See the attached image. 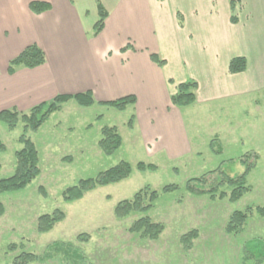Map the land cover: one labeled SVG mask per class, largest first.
<instances>
[{"label":"rangeland","instance_id":"obj_1","mask_svg":"<svg viewBox=\"0 0 264 264\" xmlns=\"http://www.w3.org/2000/svg\"><path fill=\"white\" fill-rule=\"evenodd\" d=\"M183 111L186 152L174 160L163 154H148L139 132H131L126 126L130 108L117 112L97 103L82 108L71 100L37 131L26 129L22 120L13 130L0 122V144L4 147L0 152V180L14 172V154L23 148L21 136L34 145L40 170L25 189L0 193L5 209L0 217V264H11L21 252L40 259L29 264H243V245L264 242V219L255 211L264 208V89H256L243 99ZM113 126L122 145L108 157L97 144L101 129ZM120 162L132 167L127 180L99 187L79 201L62 200L65 189L95 178ZM138 163L154 165L156 172L140 173L136 170ZM246 166H252L246 178L250 191L236 203L228 202L227 197L220 199L221 193L228 195L232 189L220 186L219 173L237 178ZM204 175H210L205 188H216L214 194H189L186 182ZM170 185L178 189L162 192ZM147 186L158 197L146 215L164 227L156 241L128 232L140 215L117 220L113 214L118 203L133 199ZM248 207L253 211L243 232L227 235L225 227L231 214ZM55 210H60L65 219L49 233L38 234L37 219ZM192 230L198 237L186 251L180 238ZM80 235H87L88 240H77ZM55 243L61 244L60 252L41 260Z\"/></svg>","mask_w":264,"mask_h":264},{"label":"crops","instance_id":"obj_2","mask_svg":"<svg viewBox=\"0 0 264 264\" xmlns=\"http://www.w3.org/2000/svg\"><path fill=\"white\" fill-rule=\"evenodd\" d=\"M34 1L51 9L35 15ZM97 1L108 16L93 36ZM32 44L45 64L8 74V63ZM236 57L247 67L230 75ZM187 81L197 83L198 108L264 89V0H0V112L28 113L87 91L96 103L134 96L129 130L148 154L174 160L186 152L188 107L171 106L170 97Z\"/></svg>","mask_w":264,"mask_h":264},{"label":"trees","instance_id":"obj_3","mask_svg":"<svg viewBox=\"0 0 264 264\" xmlns=\"http://www.w3.org/2000/svg\"><path fill=\"white\" fill-rule=\"evenodd\" d=\"M72 0H70L71 2ZM97 14L98 19L93 25V36H97L104 28L105 20L108 13L97 1ZM51 9L49 3L34 1L29 4V10L35 14L40 15ZM232 24L236 23L234 16L230 18ZM181 24V23H180ZM150 59L158 66H163L165 61L160 60L156 55L151 54ZM46 57L44 52L35 44L27 46L17 57L11 60L7 66V73L13 74L15 69L23 67L26 69H35L45 64ZM247 62L243 57H236L230 60L228 65V73L230 75H236L245 72ZM197 90V83L194 81H187L180 83L176 87V91L170 97V104L177 108H186L195 104ZM73 100L78 106L82 108H89L96 104L93 95L90 91L75 95H58L50 102H44L40 105L32 108L28 113H19L15 110H4L0 112V122L3 123L8 130H13L19 120H22L26 126V129L31 131H37L47 119L56 112H59L62 107L69 101ZM136 103L134 96H126L114 101L100 102L102 106L115 109L117 112H124L128 107L133 106ZM101 117H99L100 119ZM134 118L131 116L127 122V128L131 129ZM101 138L98 141V148L104 156H112L117 152L121 145L122 140L117 132L116 127H103L100 131ZM20 142L23 144V148L14 154L15 169L12 176L0 180V193L13 192L25 189L33 180L40 175L38 168V155L34 145L31 141L24 136L20 137ZM212 143L210 148H212ZM4 151V147L0 144V152ZM252 166H246L245 172L237 178H230L226 175H221L220 186H228L232 190L230 194L221 193L220 199L227 197L228 202H238L250 189L246 186V178L251 171ZM136 170L140 173L156 172L154 165H145L138 163ZM132 167L126 162H120L114 167L98 174L95 178L80 180L75 186L69 187L62 192V200L66 203H71L81 200L84 195L99 187H105L109 185L118 184L127 180L132 174ZM210 175H204L197 179H190L186 182V191L193 196H206L213 195L215 189L205 188V185L211 177ZM176 186H165L162 192L168 193L177 190ZM45 196V193L42 192ZM157 192L151 190L148 186L138 191L133 199L129 201H122L118 203L113 211L114 217L117 220L125 219L126 217L135 214L140 217L132 223L128 232L133 235H139L141 238H146L150 241H156L163 232L164 227L159 223H154L146 215L153 207L154 202L157 199ZM252 208L248 207L244 211H235L231 214L225 227V233L227 235L236 236L241 234L244 230L248 216L252 213ZM256 213L264 219V208H256ZM5 213L3 205L0 203V217ZM65 219V215L60 210H55L51 214H45L37 219L36 232L38 234L49 233L58 223ZM198 233L196 230H192L189 233L183 235L180 238V243L183 249L188 251L192 246V242L196 240ZM77 240L87 241V235H80ZM61 244H52L44 257L43 261L47 260L50 255H55L56 252H60ZM69 246V245H67ZM66 246V247H67ZM70 247V246H69ZM13 252V247L9 248ZM67 252H70L67 251ZM66 253V252H64ZM72 256L76 255V251H71ZM49 254V255H48ZM67 254V253H66ZM64 254V255H66ZM69 254V253H68ZM67 256V255H66ZM77 257V256H76ZM38 259L32 253L21 252L15 256L11 264H29L34 263ZM264 261V242L260 241L255 244L245 243L242 247V263L246 264L251 262L252 264H262Z\"/></svg>","mask_w":264,"mask_h":264}]
</instances>
